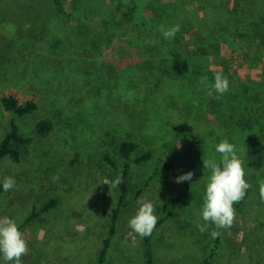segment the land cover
<instances>
[{
    "label": "rangeland",
    "instance_id": "obj_1",
    "mask_svg": "<svg viewBox=\"0 0 264 264\" xmlns=\"http://www.w3.org/2000/svg\"><path fill=\"white\" fill-rule=\"evenodd\" d=\"M74 1L62 6L65 17H61L52 0H0V144L12 121L25 137L34 138L20 162L11 156L0 160V217L15 219L23 233L28 244L23 264H98L118 208L106 156L117 158L118 144L133 139L140 147L131 156L130 192L118 213L107 262L146 264L143 238L129 227L138 211L137 200L151 201L160 219L165 216V201L186 189L185 198L154 234L155 264H201L216 240L210 235L216 230L214 225L204 233L198 228L205 223L201 212L211 175L203 160L219 161L215 146L225 138L233 142L230 131L236 122L218 121L211 112L212 104L202 96L196 106L181 101L173 107L172 116L164 117V126L152 136L147 128L137 125L142 121L136 117L142 112L123 110L126 105L117 98L116 90L108 99L94 98L88 85L79 82L82 71L105 65L106 88L114 90L115 69L138 63L143 66L144 51L137 48L126 57L117 56L126 37H102L103 32L91 31L90 24H101V17L74 16ZM82 32L88 34L81 36ZM91 35L102 40L98 44ZM59 38L68 44L53 50L51 46ZM222 54L232 76L242 81L258 78L264 69V61L259 68H251L250 59L255 56L249 48L234 50L223 44ZM221 67L211 65L210 69L221 73ZM208 70L200 76L208 78ZM200 84L206 90L210 85L208 81ZM5 95L15 96L20 103L34 100L38 109L17 116L3 106ZM43 119L54 124L45 137L36 133V124ZM159 157L171 158L174 167L149 180ZM244 167L251 185L246 192L249 195L235 210L233 225L220 230L216 264H264V201L258 183L264 179L255 175L256 164L245 163ZM190 171L191 181L175 182ZM6 176L16 181V187L8 192L2 186ZM52 199H56L52 208L42 212Z\"/></svg>",
    "mask_w": 264,
    "mask_h": 264
},
{
    "label": "trees",
    "instance_id": "obj_2",
    "mask_svg": "<svg viewBox=\"0 0 264 264\" xmlns=\"http://www.w3.org/2000/svg\"><path fill=\"white\" fill-rule=\"evenodd\" d=\"M52 1L58 11L57 14L65 17L62 6L68 0ZM230 1L75 0L74 16L98 14L101 17V24L97 26L90 24L91 31L103 32L102 37H111V34L126 37V42L119 47L117 56L126 57L137 48L144 51L143 66L138 63L136 67L128 65L126 68L115 69L116 75L112 76L115 78L114 84L117 88L114 90L106 88L104 74L107 71L104 70L103 64L95 70L82 71L79 82L87 84L88 91L96 99L98 97L108 99L116 90L117 98L126 105L123 110L142 112L136 117L142 121L137 125L142 129L147 128L152 136L164 126L161 122L164 117L172 116L173 107L181 105V101L196 106L202 96L207 97V103L212 104L211 112L218 121L230 125L236 122V127H231L230 133L237 154L247 165L248 163L251 165V162L256 164L255 175L264 179V172L261 171L264 166V69L258 74V78L242 81L232 76L231 67L222 54L223 44L232 45L234 50L249 48L255 56L250 59L251 68L260 67L264 61V0H256V3L233 0V4ZM176 24L180 25V31L173 40H166L159 31L161 25L167 28ZM87 34L82 32L80 35ZM73 35L66 37V40L73 38ZM102 37L93 38L91 35V40L99 44ZM65 44H68L65 38H59L51 47L54 50L63 48ZM211 65L222 66L221 73L230 82L229 91L223 95H218L215 91L212 95L208 94L217 73L210 69ZM207 69H209L207 81L210 85H206V90L200 86V73ZM65 73L67 72L63 74ZM68 88L69 90L72 88L70 83ZM1 102L8 111L20 117L38 109L36 101L20 103L13 95L3 96ZM53 126L50 119L40 120L36 124V133L45 137ZM33 141L34 138L25 137L19 125L12 121L11 130L0 144V160L11 156L20 162ZM139 147L136 140L124 139L118 144L117 158H112L110 154L106 156L112 170L110 177L112 185L117 176H121L123 182L114 186L117 191L118 208L114 209L111 227L103 241L98 264H109L107 256L117 232L118 213L126 205L130 192L131 156ZM173 167L171 158H157L149 180ZM186 195L185 189L178 195L169 197L164 204L165 216L158 219L150 236L143 237L146 264H155L154 234L170 218ZM55 202L56 199H52L43 207L42 212L50 210ZM240 202L234 204L235 210L240 207ZM220 244L221 236L216 238L201 264L217 263Z\"/></svg>",
    "mask_w": 264,
    "mask_h": 264
},
{
    "label": "clouds",
    "instance_id": "obj_3",
    "mask_svg": "<svg viewBox=\"0 0 264 264\" xmlns=\"http://www.w3.org/2000/svg\"><path fill=\"white\" fill-rule=\"evenodd\" d=\"M159 31L166 40H173L180 31V25L176 24L165 28L161 25ZM207 77H201L204 84ZM230 82L227 77L217 73L214 83L209 88V95L215 91L223 95L229 91ZM215 152L220 154V159L203 160L204 167L211 175L208 178L204 196L202 219L205 223L199 224L201 233L208 231L214 225L216 230L211 231L212 238L221 235L223 229L230 228L235 220L236 212L234 204L242 201L251 185L245 179V160L237 154L236 147L227 138L221 140L215 146ZM193 173L187 172L176 178V183L191 181ZM58 179V177H54ZM122 177L117 176L113 186L121 184ZM260 185V198L264 201V180L258 181ZM3 190L8 192L16 187V181L12 176L4 177ZM139 205L136 214L129 220V227L141 238L150 236L158 222V215L154 204L146 198L137 200ZM28 252V244L23 238L15 219L8 216L0 217V259L3 264H23L22 257Z\"/></svg>",
    "mask_w": 264,
    "mask_h": 264
},
{
    "label": "water",
    "instance_id": "obj_4",
    "mask_svg": "<svg viewBox=\"0 0 264 264\" xmlns=\"http://www.w3.org/2000/svg\"><path fill=\"white\" fill-rule=\"evenodd\" d=\"M0 264H2L1 260H0Z\"/></svg>",
    "mask_w": 264,
    "mask_h": 264
}]
</instances>
